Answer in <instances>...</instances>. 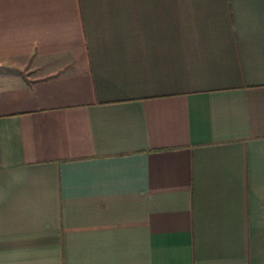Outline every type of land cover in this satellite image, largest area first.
I'll return each instance as SVG.
<instances>
[{
    "label": "crops",
    "instance_id": "obj_1",
    "mask_svg": "<svg viewBox=\"0 0 264 264\" xmlns=\"http://www.w3.org/2000/svg\"><path fill=\"white\" fill-rule=\"evenodd\" d=\"M0 264H264V0H0Z\"/></svg>",
    "mask_w": 264,
    "mask_h": 264
}]
</instances>
